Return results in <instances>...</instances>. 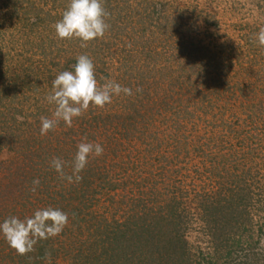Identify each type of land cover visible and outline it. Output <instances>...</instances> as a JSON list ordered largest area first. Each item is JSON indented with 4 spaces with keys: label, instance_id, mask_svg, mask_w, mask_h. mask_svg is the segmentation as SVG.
Instances as JSON below:
<instances>
[{
    "label": "trees",
    "instance_id": "trees-1",
    "mask_svg": "<svg viewBox=\"0 0 264 264\" xmlns=\"http://www.w3.org/2000/svg\"><path fill=\"white\" fill-rule=\"evenodd\" d=\"M69 2L0 0V152L11 154L0 159V223L48 207L69 217L27 255L0 235V264H49L46 252L50 264H264V79L252 72L256 85L232 82L169 0H101L109 27L87 47L55 33ZM80 55L93 61L99 84L133 94L42 136L52 80L74 71ZM249 69L233 72L252 80ZM81 142L104 151L69 183L50 161L62 159L70 174ZM162 145L173 155L152 163ZM158 162L156 174L147 165Z\"/></svg>",
    "mask_w": 264,
    "mask_h": 264
},
{
    "label": "clouds",
    "instance_id": "clouds-1",
    "mask_svg": "<svg viewBox=\"0 0 264 264\" xmlns=\"http://www.w3.org/2000/svg\"><path fill=\"white\" fill-rule=\"evenodd\" d=\"M107 13L101 0H70L62 19L53 27L60 39H78L81 47L96 38H102L109 27L105 17ZM258 46L264 47V27L255 35ZM139 91V89H138ZM121 93L132 95V90L122 87L115 81L105 79L101 85L95 76V66L87 55L77 57L74 71H62L52 80V91L46 96L49 104L54 105L51 117L41 116L40 134L47 135L63 121L71 127L73 120L80 117L90 107L103 108L112 102V97ZM20 117H18L19 119ZM103 147L99 143L81 142L77 145V152L71 161V173L65 172V162L57 157L50 161V166L59 174L62 180L69 183L82 180L80 173L86 168L89 157H99L103 154ZM31 191L35 192L39 186V179L33 180ZM69 221L68 214L60 209L48 207L21 220L9 217L0 223V235L18 255H27L35 250L40 240L60 235ZM264 244V241H262ZM50 264L51 254L45 253Z\"/></svg>",
    "mask_w": 264,
    "mask_h": 264
},
{
    "label": "rangeland",
    "instance_id": "rangeland-1",
    "mask_svg": "<svg viewBox=\"0 0 264 264\" xmlns=\"http://www.w3.org/2000/svg\"><path fill=\"white\" fill-rule=\"evenodd\" d=\"M169 1H171V5L174 8L173 12L177 13L178 10H180L179 13H183V21H185L184 29H186V33L192 35L193 39L196 41L201 39L202 43L211 46L218 57L223 58L227 65L226 69L228 71V75H233L232 78H230L232 82H234V79H237L240 80L241 83L250 82L256 85V83L259 82L256 79L258 75H255L252 72L258 73L260 78L264 79V47L258 46L255 38L259 29L264 27V0ZM0 45H2L1 47L3 51L6 50V46L4 48L3 44ZM242 67L251 68L249 69L250 73L252 76L255 75L252 80H248V78H245L244 76L241 77L236 75L235 72H233L236 69H238V71L240 69L242 70ZM200 131L201 133H204L203 129ZM129 146L130 145L127 147ZM160 147L161 148L156 152V154H152V163L155 162L157 157L163 155H173L172 150H170L171 148L169 150L167 149L171 146L162 145ZM138 149L141 150L142 145L138 147L135 146V152H139ZM149 153L150 151H148V153L146 152L147 155H149ZM10 157L11 154H9L6 150H2L0 152L1 160L7 158L9 159ZM176 164L179 165L176 169L181 166L182 170L185 173L189 172L192 177V174L189 171L190 169H186L182 166L183 164L178 163V161ZM156 165H159V162L158 164H153L152 166L147 165V167H150L151 170L157 174V172H159V166ZM179 177L182 176L179 174L177 178ZM145 185H149V183H145ZM181 186L190 189V178L183 179ZM104 203L105 201L102 197L98 202L100 212L102 210L101 206H103ZM113 205L116 206V203ZM109 206L110 211H114L112 205L109 204ZM119 214L120 212H116V216Z\"/></svg>",
    "mask_w": 264,
    "mask_h": 264
}]
</instances>
